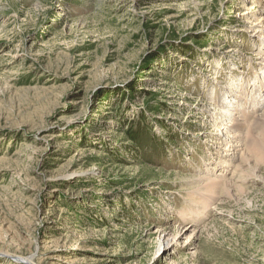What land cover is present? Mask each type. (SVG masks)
Here are the masks:
<instances>
[{"label":"rangeland","instance_id":"374dc122","mask_svg":"<svg viewBox=\"0 0 264 264\" xmlns=\"http://www.w3.org/2000/svg\"><path fill=\"white\" fill-rule=\"evenodd\" d=\"M246 4L0 0V264H264V161L180 215L220 167L201 103L255 77Z\"/></svg>","mask_w":264,"mask_h":264},{"label":"bare ground","instance_id":"6f19581e","mask_svg":"<svg viewBox=\"0 0 264 264\" xmlns=\"http://www.w3.org/2000/svg\"><path fill=\"white\" fill-rule=\"evenodd\" d=\"M258 1L261 2V8L256 10L259 7L256 6V4H259ZM258 1L245 0V3L250 6L246 4L243 11L238 12L237 17H244V20H246L244 22L247 25L242 30L244 33H249L254 38L259 36L257 39L263 42L264 0ZM259 45L262 48H258L260 52L255 54L258 55V58L252 65H249L255 77H251L249 80L242 77L243 79L239 81V77L234 75V78L231 77L232 80H228L230 82H225L217 95L215 94L216 99L214 100H216L217 105L213 104L212 101L201 103V106L205 107L202 120L211 124L212 129L210 132L214 134L211 144L213 143V146L218 145L223 150L218 151V156L215 158L217 163L219 161L218 166L220 167L216 169V167L207 168L205 166L207 174L196 177L199 182L194 189H189L187 192L189 206L186 208L187 210L185 209L180 213L182 218L188 216L195 218L204 215L219 194H230L231 184L226 176H223L224 169L231 166L230 168L233 167L232 169L244 175L246 171L243 166L249 165L251 157L257 162L264 161V44ZM234 54H236V57H241L242 53L235 48ZM211 79L217 81L216 78ZM216 89L218 90L217 87ZM212 92H215V90ZM213 105L217 106L218 110ZM221 169L223 171L220 173ZM249 173H251V170ZM237 190L242 191V187L238 186ZM194 231L192 230V232ZM169 237L171 235L164 236L163 240L166 244L169 243ZM186 237L191 239V234L186 235Z\"/></svg>","mask_w":264,"mask_h":264}]
</instances>
